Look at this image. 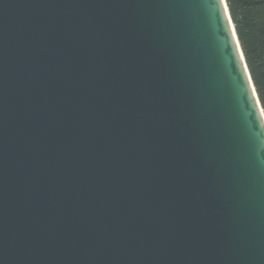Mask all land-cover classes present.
Returning <instances> with one entry per match:
<instances>
[{"label":"water","instance_id":"95a60500","mask_svg":"<svg viewBox=\"0 0 264 264\" xmlns=\"http://www.w3.org/2000/svg\"><path fill=\"white\" fill-rule=\"evenodd\" d=\"M0 264H264L225 0H0Z\"/></svg>","mask_w":264,"mask_h":264},{"label":"trees","instance_id":"16d2710c","mask_svg":"<svg viewBox=\"0 0 264 264\" xmlns=\"http://www.w3.org/2000/svg\"><path fill=\"white\" fill-rule=\"evenodd\" d=\"M264 114V0H225Z\"/></svg>","mask_w":264,"mask_h":264}]
</instances>
